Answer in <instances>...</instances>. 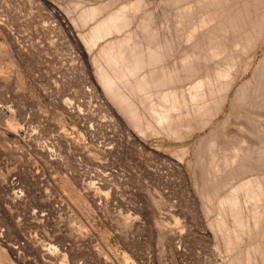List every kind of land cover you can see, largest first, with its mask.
Returning <instances> with one entry per match:
<instances>
[{
    "label": "rangeland",
    "instance_id": "1",
    "mask_svg": "<svg viewBox=\"0 0 264 264\" xmlns=\"http://www.w3.org/2000/svg\"><path fill=\"white\" fill-rule=\"evenodd\" d=\"M189 1L0 0V252L7 245L20 249L6 264H42L22 237L47 243L55 235L61 238L56 248L69 245L52 264L228 263L231 252L212 228L217 202L235 186L264 177V60L255 69L264 56V28L257 47L236 56L234 71L240 70L221 112L206 127L176 137L138 133L102 88L91 56L128 32L143 55L182 20ZM233 1L230 7L241 8L247 0ZM126 4L124 32L88 47L86 56L83 36ZM250 4L264 12V0ZM95 7L98 15L81 20ZM192 12L182 21L183 36L199 16ZM202 33L172 44L166 64L195 46L207 53ZM190 77L195 82L198 76ZM246 81L248 94L237 97ZM241 144L248 166L237 173L222 163Z\"/></svg>",
    "mask_w": 264,
    "mask_h": 264
},
{
    "label": "bare ground",
    "instance_id": "2",
    "mask_svg": "<svg viewBox=\"0 0 264 264\" xmlns=\"http://www.w3.org/2000/svg\"><path fill=\"white\" fill-rule=\"evenodd\" d=\"M229 1L231 0H192L193 4L190 1V3L188 2L189 5L184 3L182 5L183 9H181L183 13L180 15L182 20L180 19L179 21L177 19V21L175 19L176 22L173 21L169 25L168 34L163 38L161 37L162 39L157 46L150 48L148 47L150 45H148L145 47L146 50L143 48L145 52L142 48L138 47V49L140 48L143 51L141 52L143 55L136 48L137 43L135 41L137 36H134V33L131 34L130 32L105 42L94 55H91L93 56L92 59H94L95 72L98 74H96L99 78L97 79L102 88L109 91L111 99L119 104L122 112L131 120L134 129L138 133L145 136H181L206 127L221 112L227 100L228 92L232 88L236 78L235 74L237 75V72L240 70L237 71L235 69L237 72L234 71V68H236L234 65L236 56L244 53L251 47H257L256 44L264 37L260 38L258 35L262 31L261 29L264 28V12L261 13L259 10L254 9L253 3L250 4V0L244 1L241 8L234 7L233 5L230 7ZM235 1L233 2L239 3L238 0ZM126 5L115 13L110 12L106 14L93 27L91 26L92 28L83 36V43H85L83 48L86 47L88 49H83V53L86 56L89 55L88 47L94 48L96 42L104 40L113 34L119 35L124 32L122 30L127 26L126 21L128 16L125 10L129 8V3ZM261 6L263 5L261 4ZM98 8H89L87 12L85 10L86 13L82 14L81 20L86 21L88 18H94L95 15L99 14L100 10ZM137 10L134 9L136 13ZM192 10H197L199 16L197 21L192 24L191 29H188L189 32L183 36L181 35L183 33H180L183 30L180 28L182 21L183 19H187L191 13L193 15ZM134 11L131 10L128 13L129 16L131 14L133 16ZM189 17L192 18L191 15ZM148 20L150 21L151 19L149 18ZM150 25L153 26L151 23ZM200 32H203L202 38H200L201 34L199 37L200 40L204 39L203 41L201 40L202 44L206 43L208 45L207 48L209 49L206 50L207 53H199L198 47L196 48L195 46L194 50L186 51L187 53L182 55L178 63L166 64L165 60L168 62L169 59L167 57L172 53H169L172 44H183L188 40L191 41L190 39ZM199 38L197 39L198 42ZM197 40L195 41L197 42ZM198 42L197 45L199 44ZM202 44L199 45L201 46ZM176 49L178 48L176 47ZM263 60L264 56L255 69H260L258 67H260L259 65ZM163 62L165 65H163ZM190 76L198 77H195L196 81L194 82ZM189 78L194 83L188 86V88H183L182 84L186 80L190 81ZM257 79L258 84L260 83V86H262L261 81L263 80L259 82V78ZM257 79L255 78V80ZM247 83L248 81L242 83L237 89V93L235 94L237 97H242L246 92L248 94V90L245 91V89H249L247 88ZM8 142L10 143L11 140L9 141L8 139ZM242 146L243 144L239 148L234 147L231 151L232 154L230 153L228 157H225V164L222 163V165H227L228 167H226L229 170L237 169L234 171L242 170L241 172H243L248 166L249 151L246 150L248 153H246L247 155L244 154L243 151L245 149L241 150ZM19 168L21 169L20 166ZM221 168L223 167L221 166ZM219 171L220 169L216 168L217 177L220 175ZM225 171H228V169ZM217 179L219 183V177ZM215 188L217 189L218 187L212 189L214 190ZM14 199L19 200L20 196H15ZM217 204L219 210V213L217 212L218 217L214 225L211 223L213 225L211 226L214 228L213 231L216 235H219V239L224 241L222 243L223 246L225 245V250L231 252V257L227 264H264V177H256L235 186L224 197L220 198ZM42 216L44 217V215ZM59 238L58 235L52 236L48 238L49 240L47 239V243L30 237H22V241H25L24 245L29 247L30 250H34L35 255L38 257L37 261L42 264H52L58 260L57 258L64 257V252L67 251V246L69 245H66L64 240V243L58 244L59 248H56L54 244L58 242ZM6 247L4 253L0 252V264L11 263L12 259L10 257L12 258L14 255L17 256L14 259H18L17 250L20 249H16L10 245ZM126 261L125 263L127 264H134L130 260L126 259Z\"/></svg>",
    "mask_w": 264,
    "mask_h": 264
}]
</instances>
